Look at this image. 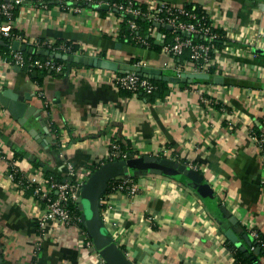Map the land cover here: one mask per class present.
<instances>
[{"label": "crops", "instance_id": "0c3cea01", "mask_svg": "<svg viewBox=\"0 0 264 264\" xmlns=\"http://www.w3.org/2000/svg\"><path fill=\"white\" fill-rule=\"evenodd\" d=\"M134 1H164L204 13L224 35L212 56V75L222 81L168 82V96L150 102L141 93L118 90L112 82L116 72L74 63L69 74L65 65L62 72L40 75L6 63L0 51V264H96L95 251L85 246L78 226L47 220L41 231L43 205L7 174L13 161L23 181L44 171L64 180L71 164L74 180L83 182L108 161L112 143L122 144L127 158L149 154L185 163L212 190L202 199L177 179L135 171L130 175L138 193L106 194L109 216L117 223L106 227L119 235V247L134 264H235V244L224 231L232 228L242 245L252 229L264 234V146L253 137L264 131V2ZM120 24L110 8L86 5L76 12L26 0L16 10L12 30L36 51L44 48L39 43H72L82 51L76 55L171 76L190 73L191 61L177 67V59L162 50L119 42ZM166 29L152 30L156 44L158 34L161 42L171 40ZM13 41L0 45L10 52ZM14 95L16 108L23 104L31 118L38 116L31 124H21L24 118L8 109Z\"/></svg>", "mask_w": 264, "mask_h": 264}, {"label": "built area", "instance_id": "2783aa9c", "mask_svg": "<svg viewBox=\"0 0 264 264\" xmlns=\"http://www.w3.org/2000/svg\"><path fill=\"white\" fill-rule=\"evenodd\" d=\"M26 0H0V40L5 38H12L19 41L21 44L22 36L14 33L12 30L13 13L21 4ZM41 2L44 5V0H34ZM55 1L63 9H71L78 12L82 7L76 3H90L92 5L107 4L110 9L118 13L119 20L122 22L125 17L127 26L132 33L137 32L138 24L136 19L139 17L152 22L154 27L149 30L150 34L153 29L157 28L155 23L163 26H169L172 37L169 42L162 44L161 50L168 55L172 56L174 60L179 59L187 52L190 59L194 63L190 73H209L213 64V57L210 54L211 49L214 48V41L220 37H224L218 30H215L208 18L205 16H198L196 12L188 10L186 7L174 3L157 1L145 4L138 3L134 0H52ZM264 2V0H262ZM144 6V8L142 7ZM206 17V18H205ZM194 37H200L199 40ZM136 42L142 46H147L148 43L145 39L141 38L138 34L134 37ZM161 38V35H160ZM23 43V42H22ZM40 44V45H39ZM41 47L50 48L52 45L47 42L39 43ZM57 49L69 50L70 46L60 44ZM70 54V53H68ZM74 54V53H73ZM3 60L10 65L19 66L29 71L31 70H48L52 72H62L63 64L58 63L54 58L46 56L45 58L33 57L31 53L25 54L20 49L11 50L4 53ZM138 65V64H134ZM177 67L180 64L177 63ZM180 69V68H179ZM181 70V69H180ZM184 72V71H182ZM180 75L178 71L177 76ZM112 82L118 90L128 91L131 93L151 94L156 86L150 78L141 77L133 72L116 74L112 78ZM40 96L41 92L39 93ZM258 145L262 148L264 146V131L259 135L253 134ZM127 153L122 150L117 143H112L109 146L108 160L114 159H127ZM69 177L64 180H58L52 176L46 178L39 174L33 175L24 181L18 177V169L13 161H9V170L7 178L18 184L23 185L25 188H31V196L36 198L44 207V213L38 219V225L43 231L45 222L52 220L53 222L76 225L79 227L83 238L84 244L88 249H94L93 244L86 232L81 229L80 224H83L81 215H75L69 205L76 202L77 192L82 182L74 180L77 174L71 164H67ZM113 181V191L110 193H124L132 197L139 191V186L131 175L118 176L111 180ZM264 189V183H263ZM109 194V193H108ZM104 195L100 199V212L102 220L106 226L109 224L111 227H116V222L113 221L109 213L112 210V204L106 199ZM107 228V227H106ZM109 231V230H108ZM111 234V233H110ZM250 235L253 238L258 237V231L251 230ZM113 241L119 246L120 237L116 234H111ZM95 263L106 264L100 255L95 251Z\"/></svg>", "mask_w": 264, "mask_h": 264}, {"label": "water", "instance_id": "95a60500", "mask_svg": "<svg viewBox=\"0 0 264 264\" xmlns=\"http://www.w3.org/2000/svg\"><path fill=\"white\" fill-rule=\"evenodd\" d=\"M83 5H85V3H83ZM87 6L93 7L96 10L109 9L107 4L92 5L88 3ZM155 26L159 27L163 25L155 23ZM165 27L170 29L169 26ZM159 39L160 34L157 35V41ZM0 44L8 46L10 42L8 41L5 43L3 40H0ZM11 46L13 50L20 49L21 51H27V53H38L50 58L63 60L66 65L65 74H69L71 64L75 63L118 73L133 72L141 77L171 83L192 82L193 79L212 80L214 83H220L222 81L221 76L211 75L209 73H182L179 76H171L163 74V72L159 69H151L128 63L119 64L100 57L61 53L50 51L46 48H40L36 51L33 46L27 47L26 44H20L17 40H14L11 43ZM11 97L12 102L8 107L10 112H12L14 116L17 115L24 118L23 121L19 120L21 124H31L33 119L38 116L32 115L31 118V114H28L25 109L26 106L23 104L19 103L20 105L16 108L15 99L17 97H15V95ZM135 171H146L150 174L164 175L177 179L194 189L202 199H208L212 196L210 185L206 180H204L203 176L197 170L185 163H179L176 160L166 157L145 154L127 159L108 160L100 164L97 168L91 171L86 179L81 183L77 192L76 203L80 211L83 225L93 244V247L106 264H134L133 261L127 257L125 252L113 241L110 232L106 228L100 212V199L112 179L118 176L130 175ZM219 210L231 224H236L235 217L231 215V213L223 206H219ZM224 235L242 251L246 250L245 245L241 244V241L238 239V236L234 233L232 228H227L224 231ZM243 239L247 244H249L250 238L243 236ZM258 251L259 249L256 248L255 253H258Z\"/></svg>", "mask_w": 264, "mask_h": 264}, {"label": "trees", "instance_id": "16d2710c", "mask_svg": "<svg viewBox=\"0 0 264 264\" xmlns=\"http://www.w3.org/2000/svg\"><path fill=\"white\" fill-rule=\"evenodd\" d=\"M51 2L57 4L55 1H52V0H44V3L46 5L50 4ZM87 4L88 3H85V5H83V3H76V5H79L81 7L82 6H86ZM142 7L144 8L143 5H142ZM186 8L188 10L196 12L199 17L200 16H205V14L202 13L197 8H192L191 6H186ZM16 10H14L13 18L16 15ZM125 19H126V17H125ZM125 19L121 22L119 33L117 35V38H118L119 42H121L123 44H128L130 46H133V45L139 46L140 44L137 43L135 38H134L138 34L141 38H143V39H145L147 41L148 45L145 46V47H148L149 49H154V50H157V51L161 50L162 44H156L154 36H152L150 34V31H149V30H151L154 27L152 22H149L148 20L139 17L138 19H136V22H137L139 28H138L137 32L132 33L130 31L129 27L127 26V23H126ZM0 20H1V18H0ZM208 23H209V21H208ZM158 29L161 32L168 33V30L166 29L165 26H159ZM13 32L17 33L15 30H13ZM194 38L199 40L200 37H194ZM9 40H13V39L12 38L11 39L10 38H5L4 39L5 42L6 41L8 42ZM169 41H170V39H168V38L164 39V43L169 42ZM224 41H225V39H224L223 36L218 38L217 40H215L214 41V48L216 46H219ZM23 43H25V42H23ZM58 45H59L58 43L53 44L49 48V50L50 51H55V52H61V53H70V54L78 53V54H82V51L79 48H77L76 45H74L72 43H65V45L70 46L69 50L57 49L56 47ZM140 46H142V45H140ZM44 48H46V47H44ZM214 48L211 49V51H210L211 56H213ZM46 49H48V48H46ZM0 51H4L5 53H7L9 51V49L4 47V46H2V45H0ZM25 54H29V53L26 52ZM31 55L33 57H38V58H45L46 57V56H43V55H40V54H36V53H33ZM54 60L56 62H58V63L63 64V70H65V62L63 60L55 59V58H54ZM187 61H191L192 62V60L190 59L189 54L187 52H185L182 55V57L177 59V63H180V64L181 63H187ZM262 61H264V58H262ZM130 62L134 63L133 60H131ZM39 72H40L39 74L41 75V74H44V73L48 72V70H39ZM213 73H214V68L211 67V69L209 70V74L212 75ZM116 74H121V73H117L116 72ZM37 79H39V78H37ZM151 80L155 84L156 88L151 94H144L143 93L142 96L145 97L147 99V101L153 102L156 99H163L166 96H168V94L170 92L169 87H168V82L161 81V80H155V79H151ZM202 81L207 82L209 80L202 79ZM120 91H123V90H120ZM125 92H128V91H125ZM256 135H259V133L256 132ZM120 147L124 148V146L122 144H120ZM97 167L98 166L94 167L91 171H93ZM50 176H52L55 179L62 180L61 178L56 177L54 175H51L48 172L44 171V177L48 178ZM112 186H113V181L109 183L106 191L102 194L101 197H103L104 195L112 192L113 191V187ZM23 189H24L25 194H27V195L32 193V189L31 188H25L23 186ZM69 207H70L71 211L75 215H80V211L78 209V206H77L76 202L71 203L69 205ZM80 227H81V229L86 230L82 223L80 224ZM231 246H232L233 259H234V263L235 264H264V234L258 232V237L257 238H253V237L250 236L249 244L245 245V247H246L245 251H242L238 246H235V245L233 246L232 244H231ZM256 248L259 249L258 253H255V249Z\"/></svg>", "mask_w": 264, "mask_h": 264}]
</instances>
